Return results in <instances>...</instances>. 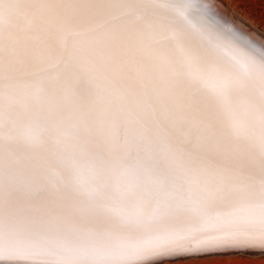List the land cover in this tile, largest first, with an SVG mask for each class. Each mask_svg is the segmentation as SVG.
I'll use <instances>...</instances> for the list:
<instances>
[{
    "label": "snow or ice",
    "instance_id": "obj_1",
    "mask_svg": "<svg viewBox=\"0 0 264 264\" xmlns=\"http://www.w3.org/2000/svg\"><path fill=\"white\" fill-rule=\"evenodd\" d=\"M20 3L0 20V264L264 261V40L214 0L228 43L192 0ZM220 229L243 232L175 251Z\"/></svg>",
    "mask_w": 264,
    "mask_h": 264
},
{
    "label": "bare ground",
    "instance_id": "obj_2",
    "mask_svg": "<svg viewBox=\"0 0 264 264\" xmlns=\"http://www.w3.org/2000/svg\"><path fill=\"white\" fill-rule=\"evenodd\" d=\"M203 3L204 0H192V6L189 12L190 18L197 25V27L208 34L211 38L228 43L229 38L221 36L216 31V22L214 18L201 10V5ZM214 3L217 5L220 14L225 19L231 21L237 29L251 36V38L258 43L261 40H264V35L251 24L252 22L250 23L235 12L226 0H214ZM24 16L25 10L21 7L20 0H0V20H2L6 25L12 27L19 26L23 22ZM231 39L235 40V38ZM257 62L264 63V60ZM80 96L84 102L91 99L90 90L86 85L81 86ZM242 232L243 230L241 229H220L207 231L203 234L192 236L186 244H184L181 248L175 249V251L206 252L226 249L232 245L234 240L241 238Z\"/></svg>",
    "mask_w": 264,
    "mask_h": 264
},
{
    "label": "rangeland",
    "instance_id": "obj_3",
    "mask_svg": "<svg viewBox=\"0 0 264 264\" xmlns=\"http://www.w3.org/2000/svg\"><path fill=\"white\" fill-rule=\"evenodd\" d=\"M229 6L240 16L249 21L264 35V0H226ZM263 30V31H262ZM160 264H264L260 258L251 261L243 256H217L203 258L191 257L187 259L164 260Z\"/></svg>",
    "mask_w": 264,
    "mask_h": 264
}]
</instances>
